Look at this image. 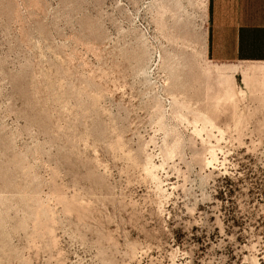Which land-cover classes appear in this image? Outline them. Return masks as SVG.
<instances>
[{
    "label": "rangeland",
    "instance_id": "1",
    "mask_svg": "<svg viewBox=\"0 0 264 264\" xmlns=\"http://www.w3.org/2000/svg\"><path fill=\"white\" fill-rule=\"evenodd\" d=\"M207 8L0 0V264H264V61Z\"/></svg>",
    "mask_w": 264,
    "mask_h": 264
},
{
    "label": "crops",
    "instance_id": "2",
    "mask_svg": "<svg viewBox=\"0 0 264 264\" xmlns=\"http://www.w3.org/2000/svg\"><path fill=\"white\" fill-rule=\"evenodd\" d=\"M210 60L264 61V0H208Z\"/></svg>",
    "mask_w": 264,
    "mask_h": 264
}]
</instances>
